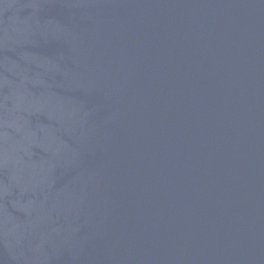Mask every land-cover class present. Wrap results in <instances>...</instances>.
I'll list each match as a JSON object with an SVG mask.
<instances>
[{"label":"water","instance_id":"obj_1","mask_svg":"<svg viewBox=\"0 0 264 264\" xmlns=\"http://www.w3.org/2000/svg\"><path fill=\"white\" fill-rule=\"evenodd\" d=\"M0 264H264V0H0Z\"/></svg>","mask_w":264,"mask_h":264}]
</instances>
